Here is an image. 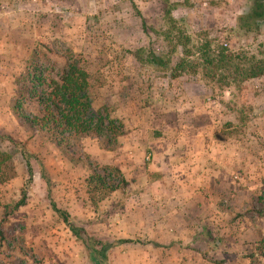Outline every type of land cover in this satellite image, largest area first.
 <instances>
[{
  "label": "rangeland",
  "instance_id": "rangeland-1",
  "mask_svg": "<svg viewBox=\"0 0 264 264\" xmlns=\"http://www.w3.org/2000/svg\"><path fill=\"white\" fill-rule=\"evenodd\" d=\"M249 1L0 0V134L22 144L50 182L47 192L32 159L23 205L7 215L27 176L19 151L0 142L14 168L0 184V264H91L51 203L96 240H130L107 251L106 264H264L256 255L264 217L249 213L264 196V76L219 89L201 72L170 79L133 55L140 49L175 64L176 33L192 54L205 42L209 52L255 54L264 20L256 33L235 28ZM42 46L75 56L93 109L121 127L110 151L91 137L72 141L126 182L103 199L86 195L85 166L67 162L10 113L13 80ZM46 58L49 68L61 61Z\"/></svg>",
  "mask_w": 264,
  "mask_h": 264
},
{
  "label": "trees",
  "instance_id": "trees-1",
  "mask_svg": "<svg viewBox=\"0 0 264 264\" xmlns=\"http://www.w3.org/2000/svg\"><path fill=\"white\" fill-rule=\"evenodd\" d=\"M189 0H181L183 6ZM164 19L169 27H173L170 11L164 13ZM264 20V0H250L245 13L236 17L235 28L244 34L258 32V24ZM174 46L180 47V58L171 64L168 58L143 52H134L135 60L152 69L168 73L170 79H176L181 74H196L212 81L219 89L230 86L240 87L246 81L264 76V44L257 45L255 54L248 52L232 53L219 48L209 52V44L205 42L195 54L186 49L188 39L177 34L171 39ZM45 52L33 50L25 61L20 74L13 80V91L9 102L12 117L29 134L44 137L48 143L73 165H83L88 170L84 183L86 195L91 199H101L126 186L117 168L99 167L90 163L85 155L72 143L74 139L91 137L97 140L104 150H112L120 133L119 125L108 119L100 110H94L89 92L87 72L82 69L75 56L69 51L54 54L51 49L42 46ZM46 53L60 58L58 65L48 67ZM193 55L199 58L191 59ZM0 142H7L19 151L25 164L26 180L21 191V199L10 212L23 205L26 189L32 181L31 160L40 167V177L45 183L47 192L49 179L42 166L29 154L22 144L7 135L0 134ZM14 168L10 154L0 150V184L12 179ZM52 211L67 227L73 238L83 245L91 264H106V253L110 249L129 243L130 240L102 242L84 232L83 228L73 224L65 211L58 210L51 203ZM257 217H264V196H259L249 212ZM261 240V241H260ZM258 241L257 256L264 259V238ZM213 245L207 244L212 250ZM206 257V254H204ZM209 260V258H207Z\"/></svg>",
  "mask_w": 264,
  "mask_h": 264
}]
</instances>
